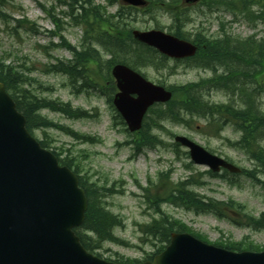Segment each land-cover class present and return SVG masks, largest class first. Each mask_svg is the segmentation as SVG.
Wrapping results in <instances>:
<instances>
[{
    "label": "rangeland",
    "instance_id": "obj_1",
    "mask_svg": "<svg viewBox=\"0 0 264 264\" xmlns=\"http://www.w3.org/2000/svg\"><path fill=\"white\" fill-rule=\"evenodd\" d=\"M1 1L0 13L8 18H0V58H4L5 63H9L21 79L18 89L27 91L31 99L55 100L61 105L69 103L72 109L85 111L88 116L82 119L69 118L48 108L41 109L36 115L43 117L47 126H35L32 133L37 140L46 144L47 149L65 158L68 162L66 165L83 178L82 184L88 188L94 208L99 207L114 215L120 223L123 222V225L115 226L112 231L115 237L126 241L123 244L125 246L105 241L100 244V249L95 250L96 253L113 261H143L148 255L154 253L159 244L155 241L156 237L153 238L150 234L148 237L142 235L139 227L144 229L143 227L150 224L153 219L159 221L161 213L183 222L193 233H199L198 235L209 243L228 241L241 244V246L250 244L259 249L264 248V230L234 226L208 213L187 211L167 202L158 204L160 212H156V208L152 205L155 202L150 200L152 204L148 203L143 198V191L140 188L148 186L150 187L149 192L154 194L158 191L162 192L167 183L175 185L190 178L189 180L195 185H191L189 189L198 197L216 201L231 199L244 207L245 216L258 220L259 216L264 213V188L253 184L245 176L224 175L228 183L222 180V177H210L205 172L206 168L191 163L186 150L175 147L172 142L174 135L186 136L210 152L227 158L235 166L245 171L257 172L256 164L248 160L237 145H233L241 135L234 125L227 124V127L218 132V129L225 125L220 126L211 122L208 125L205 119L181 111L182 122L176 123L165 119L159 123L162 127L154 129L153 122L157 118L155 114L150 113L146 117L144 127L152 129L151 135L156 137L161 144L154 149L143 150L141 154L133 156L132 145L124 144L130 139L125 128L121 126L120 119L109 107L106 97L99 90L92 92L85 90L82 94H76L73 93L67 76L44 72L45 65L54 64L55 59L69 60L71 57L65 50L52 51L48 46L49 42L58 43L57 38H52L47 34L53 29L56 30L49 19V12L55 16L56 20L62 21V35L73 46L80 47L81 31L66 24L68 19L61 14L67 13L68 8L59 5L57 0ZM93 1L95 4H105L104 0ZM169 1L164 0L161 7ZM210 2L211 0H205L200 6L188 8L182 12L187 20L182 23V33L185 38L192 40L196 34L201 33L211 40L217 38L223 31L233 38L231 41L240 42L241 46L246 49L247 37L257 35L255 39H261L262 31H264L263 24L246 22L242 15V17L237 16L235 18L237 22H234L231 14L227 13L223 7H213L209 11ZM161 7L150 4L146 9H124L121 12L135 29L140 31L159 29L172 34L176 30V21L173 22L171 15L173 9L168 11L164 8L165 6ZM115 11L116 6L109 8L107 13L113 15ZM252 11L258 12L257 7ZM22 20H27L35 27L19 25L17 21ZM105 56L103 59L106 58ZM155 56L153 68H139L140 72L145 74L147 80L155 84L173 88L174 100L177 102L181 100L182 87H194L200 83L202 100L208 105L220 104L230 107L234 105L230 101V93L228 95L219 88H206L205 79L212 75L211 72L187 67V65L177 64L170 60L160 61V58ZM215 63L216 61H213L211 66H215ZM94 70L90 67L85 72L92 75L93 84L97 86L102 84L99 87H103V82L97 79L100 72ZM81 82L85 85H87L85 82L88 83L87 80ZM247 89H254V87L247 85ZM240 92L247 104L249 100H253V98L249 99L247 92L242 90ZM257 102L264 115V94H260ZM236 104L237 108H245V106ZM209 109L212 107L209 106L207 111ZM217 119L218 117L215 116V121ZM187 120H189V126L184 124ZM232 123L234 124L235 120H232ZM60 128L71 130L78 135L93 137L97 141L89 142L90 139H88L86 142L84 139H76ZM259 132L263 134L257 138H264V127H261ZM242 145L249 148L251 144L244 142ZM262 147L264 149V141L261 140L258 142L257 150ZM250 149L255 150V147ZM166 173L169 179L165 178ZM258 178L264 180L263 176L258 175ZM231 215L243 224L247 219L234 212ZM140 224L142 225L139 226ZM84 233L89 234L86 231Z\"/></svg>",
    "mask_w": 264,
    "mask_h": 264
},
{
    "label": "trees",
    "instance_id": "obj_2",
    "mask_svg": "<svg viewBox=\"0 0 264 264\" xmlns=\"http://www.w3.org/2000/svg\"><path fill=\"white\" fill-rule=\"evenodd\" d=\"M69 1L72 2V5L69 6L77 7L80 12L77 19L84 25V42H86V46L78 52L73 47L66 44L67 49L73 54V60L70 62L57 61L55 64L46 66L45 72L63 74L68 77L71 84H75L80 80H87L88 83L85 82L87 84L86 86L99 90L107 97V102L111 103V96L114 93L115 88L109 77V71L113 63L122 62L135 69L152 67L153 59L156 58V52L148 47L139 45L132 40L130 30L133 26L132 23L127 22L126 17L122 14L121 11L123 8H118L117 12L110 15L107 13V7L96 5L92 0ZM163 2L164 0H152L150 3L157 7H161ZM202 2L204 3L205 0ZM107 3L108 6H113L116 4V0H107ZM164 6L163 7L168 11L173 9L171 15L173 16V22L176 21V30L174 34L180 38H185L182 33V23L187 20L182 13L184 10L181 8V0H170ZM252 6L261 7L264 12V0H211L208 8L223 7L227 12L232 14L236 12L245 14L246 19L251 23L257 20L264 23V17H262L264 14L261 15L258 13L259 15H256V13L251 12ZM221 38L207 44L201 33L196 34L194 41L198 43V53L190 63L193 62L194 65L201 68L204 66L207 57L211 61H216L217 64H221L224 69H227L228 74L219 77L215 86L223 89L226 93L231 94H233L235 90H238V94L241 93V90L245 91L249 96L255 93V99H257L261 92H264V36L260 40H256L251 44L250 42H247V49L242 46L236 49L234 42L231 41L232 39L224 34H222ZM105 55L109 56L107 60L103 59V56ZM163 60L164 59L160 58V61ZM250 65H254L255 67L254 76L252 78H250L252 70L247 67ZM90 67H93L95 72H100L97 79H100V81L103 82V87H99L102 86V84L99 86L93 84L92 75L85 72V70ZM239 74H246V81L239 78L240 81L238 82L237 77ZM233 78L235 81L232 80ZM0 82L4 83L6 89L12 93V98L16 104L17 110L24 115L26 119V127L29 131L35 128V126H47L45 119L36 115L39 110L45 108L54 112L62 113L69 118L82 119L86 117L85 111L72 109L69 104L61 105L58 102L51 100L31 99L29 94H27V91L18 89L21 79L15 73L13 67L5 64L3 61H0ZM249 83L253 84L256 89H247ZM201 88L202 86L200 83L196 84L194 87H182L181 100L179 102L173 100L165 106H159L156 107V109H152L151 113L155 114L157 118L153 124H159L165 119L179 122L181 121V111L186 112L189 115L204 116L208 106H206V103L202 100ZM84 89L88 88L85 87ZM104 89H106V91H104ZM171 90L175 93L173 88H171ZM243 97L244 96L240 94L242 102ZM243 103L246 104L245 102ZM246 105L247 106L242 111L222 106H220L219 109L224 113L227 119H234V124L240 125L245 131L244 138L250 137V135H252L251 131H254V135L256 132V136L254 137L255 141V138L257 140V137L260 136V128L264 127V116L260 113L256 104L253 105V102H249ZM53 128L56 127L53 126ZM60 129L76 139H90L89 137L78 135L71 130L68 131L65 128ZM88 141H91V139ZM157 142V138L150 135L149 127L147 126L136 134V138L132 140V144L135 145V149L138 151L144 146H154ZM41 145L42 147H46L44 142H41ZM254 155L258 158L259 151ZM56 156L61 164H68L65 158H59L60 154H56ZM258 167H260L261 172L264 173V159H260ZM165 178L169 179L167 174ZM189 185H191L189 181L180 182L176 184V186L167 183V186L162 192H159L157 189L158 192H155L154 194L149 192L150 187L143 188V198L147 200L148 203H151L150 200L155 202L151 204L156 208V212H160L158 204L161 202H167L175 207L192 210L195 213L213 212L217 215V211H223L221 207L225 206L224 203L215 202L213 200H209L205 203L202 198L198 197L189 189ZM80 186L85 189L88 200V208L85 214L84 223L80 229L76 230V234L80 238L81 244L91 253L95 252L96 249H99L100 244L104 241L116 242L123 245L125 243L123 240L117 239L112 235V229L121 223L115 216L109 214L103 209L93 207L90 192L88 188L82 184L81 179ZM107 193L109 194V192ZM228 205L231 206V203ZM218 216L221 218L226 217L224 214ZM249 224L255 229L264 228V215L258 220L250 219ZM143 228L144 229L140 230L144 236L148 237V234H150L153 238L156 237L155 241L159 244L157 252L161 250H159L160 247L163 248L164 245L169 242V235L172 231H188L187 227L181 222L173 220L169 216H164L163 213H161L159 221L153 220ZM82 230L83 232H89L91 235L87 236L86 234H83ZM225 247L230 250H240L241 244L226 243ZM254 250H257V248H254Z\"/></svg>",
    "mask_w": 264,
    "mask_h": 264
},
{
    "label": "water",
    "instance_id": "obj_3",
    "mask_svg": "<svg viewBox=\"0 0 264 264\" xmlns=\"http://www.w3.org/2000/svg\"><path fill=\"white\" fill-rule=\"evenodd\" d=\"M121 2L145 6L142 0ZM133 36L172 59L189 58L196 52L192 44L161 31H134ZM112 76L119 91L113 104L131 132L140 128L148 107L171 97L124 65L114 66ZM175 141L189 148L196 164L213 172L219 167L239 171L186 138ZM85 210L77 179L66 168H58L55 158L27 134L23 117L0 84V264H105L87 254L71 232L83 222ZM144 264H264V252L232 253L186 234H172L166 250Z\"/></svg>",
    "mask_w": 264,
    "mask_h": 264
},
{
    "label": "bare ground",
    "instance_id": "obj_4",
    "mask_svg": "<svg viewBox=\"0 0 264 264\" xmlns=\"http://www.w3.org/2000/svg\"><path fill=\"white\" fill-rule=\"evenodd\" d=\"M78 4V3H77ZM145 12V11H144ZM127 19V18H126ZM131 21V20H130ZM129 29V28H128ZM132 29V28H131ZM131 31V30H130ZM218 34H219V32H218ZM222 39V38H221ZM233 39V38H232ZM256 89V88H255ZM228 90V89H227ZM226 90V91H227ZM228 95H229V93H228ZM227 103V102H226ZM230 102H228V104H229ZM231 107H233V106H231ZM250 108V107H249ZM207 109V108H206ZM222 111H223V109H222ZM242 111V110H241ZM244 113V112H243ZM254 115V114H253ZM244 125H246V124H244ZM247 125H249V124H247ZM240 126V125H239ZM247 127V126H246ZM236 129V128H235ZM240 132V131H239ZM256 139V138H255ZM234 145V144H233ZM263 148V147H262ZM256 173V172H255Z\"/></svg>",
    "mask_w": 264,
    "mask_h": 264
},
{
    "label": "flooded vegetation",
    "instance_id": "obj_5",
    "mask_svg": "<svg viewBox=\"0 0 264 264\" xmlns=\"http://www.w3.org/2000/svg\"><path fill=\"white\" fill-rule=\"evenodd\" d=\"M251 68H254V67H251Z\"/></svg>",
    "mask_w": 264,
    "mask_h": 264
}]
</instances>
